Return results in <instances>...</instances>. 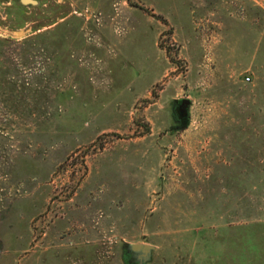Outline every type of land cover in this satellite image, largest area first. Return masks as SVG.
<instances>
[{"label": "rangeland", "instance_id": "rangeland-1", "mask_svg": "<svg viewBox=\"0 0 264 264\" xmlns=\"http://www.w3.org/2000/svg\"><path fill=\"white\" fill-rule=\"evenodd\" d=\"M0 264H264V0H0Z\"/></svg>", "mask_w": 264, "mask_h": 264}, {"label": "water", "instance_id": "water-1", "mask_svg": "<svg viewBox=\"0 0 264 264\" xmlns=\"http://www.w3.org/2000/svg\"><path fill=\"white\" fill-rule=\"evenodd\" d=\"M23 3H34L35 0H22ZM189 99L184 98L180 103V110L182 111V115L186 113V106L189 104ZM153 246L150 244H142V243H133L129 246L130 251L137 255V259L147 260L150 256L151 250Z\"/></svg>", "mask_w": 264, "mask_h": 264}, {"label": "built area", "instance_id": "built-area-1", "mask_svg": "<svg viewBox=\"0 0 264 264\" xmlns=\"http://www.w3.org/2000/svg\"><path fill=\"white\" fill-rule=\"evenodd\" d=\"M249 79V77H246V80H248Z\"/></svg>", "mask_w": 264, "mask_h": 264}, {"label": "flooded vegetation", "instance_id": "flooded-vegetation-1", "mask_svg": "<svg viewBox=\"0 0 264 264\" xmlns=\"http://www.w3.org/2000/svg\"><path fill=\"white\" fill-rule=\"evenodd\" d=\"M179 110H180V105H179ZM181 111V110H180ZM181 113H182V111H181Z\"/></svg>", "mask_w": 264, "mask_h": 264}]
</instances>
